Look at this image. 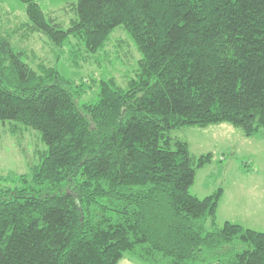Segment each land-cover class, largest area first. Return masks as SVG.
I'll return each instance as SVG.
<instances>
[{
  "label": "trees",
  "instance_id": "1",
  "mask_svg": "<svg viewBox=\"0 0 264 264\" xmlns=\"http://www.w3.org/2000/svg\"><path fill=\"white\" fill-rule=\"evenodd\" d=\"M21 1L26 23L0 13V123L47 151L0 190V264H264V232L218 224L222 188L191 194L212 154L171 135L230 124L264 139V0H78L67 28ZM120 26L142 55L124 86L35 69L12 45L42 33L57 59L100 66Z\"/></svg>",
  "mask_w": 264,
  "mask_h": 264
},
{
  "label": "rangeland",
  "instance_id": "2",
  "mask_svg": "<svg viewBox=\"0 0 264 264\" xmlns=\"http://www.w3.org/2000/svg\"><path fill=\"white\" fill-rule=\"evenodd\" d=\"M77 1L39 0V3L47 17L67 28L75 18L70 6ZM0 13L6 22L23 24L28 21L21 0H0ZM21 34L13 35L12 45L15 49L17 45L34 55V62L30 61L33 68L37 69L44 62L56 67L64 78L75 82L115 77L124 86L123 77L134 76L138 61L142 58L121 26L113 31L100 66L91 57L78 68L71 65L65 56L57 59L58 51L44 34L37 33L29 40ZM97 98L98 89L94 88L82 97L81 102H94ZM219 126L183 128L171 133L173 137L188 142L192 155L212 154V161L197 171L191 194L203 199L222 188L218 224L222 225L228 220L264 232V139L246 138L241 130L230 124H222L223 128ZM46 151L47 146L38 131L28 129L14 135L8 124L0 123V190L22 186L18 178L21 175L30 176L32 167L40 164ZM119 264L140 263L125 253Z\"/></svg>",
  "mask_w": 264,
  "mask_h": 264
},
{
  "label": "crops",
  "instance_id": "3",
  "mask_svg": "<svg viewBox=\"0 0 264 264\" xmlns=\"http://www.w3.org/2000/svg\"><path fill=\"white\" fill-rule=\"evenodd\" d=\"M224 126V125H223ZM220 128H223L221 125L219 126ZM226 222H231V221H228V220H226ZM232 223H237V222H232ZM241 225V224H240ZM242 226H244V225H242ZM245 227V226H244Z\"/></svg>",
  "mask_w": 264,
  "mask_h": 264
}]
</instances>
